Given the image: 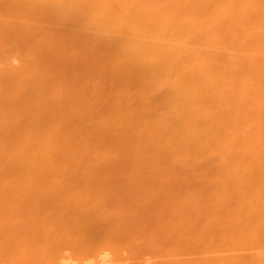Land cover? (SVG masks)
<instances>
[{"label": "bare ground", "instance_id": "obj_1", "mask_svg": "<svg viewBox=\"0 0 264 264\" xmlns=\"http://www.w3.org/2000/svg\"><path fill=\"white\" fill-rule=\"evenodd\" d=\"M178 252L264 264V0H0V264Z\"/></svg>", "mask_w": 264, "mask_h": 264}, {"label": "rangeland", "instance_id": "obj_2", "mask_svg": "<svg viewBox=\"0 0 264 264\" xmlns=\"http://www.w3.org/2000/svg\"><path fill=\"white\" fill-rule=\"evenodd\" d=\"M189 195H191V194H189ZM194 195V194H193ZM198 195H199V197H198ZM195 194L193 197H194V199L195 200H200V197H201V200L202 201H204V203H203V205H201V207L202 208H200V205L198 206V205H194V207L196 206V208H193V206L191 205V204H189L187 201H190V200H194L193 199V197L192 196H185V195H180L179 196V194H177V196L174 194V195H166L167 197L165 198V197H163V196H165V195H154V198L152 197V196H148V197H146V196H137V200L139 199V201H140V199H142V200H147V199H151L152 200V202H153V204H148V207H146V204L145 203H129L130 204V207L132 208H130L129 207V204L128 203H126V205L125 204H123L124 206H121V205H116V206H118V208L119 207H121L120 208V211L119 210H117V207L116 206H112V208H110V206H108L107 208H109V209H111V211H112V213H114V214H116V213H121V215L120 216H122V217H124V213L126 212V217H130V216H142V214L143 213H145L146 211L148 212L146 215L144 214L143 216H148V215H158V216H172V215H177V214H180V212L181 213H183V212H190L189 211V208L188 207H191L192 208V210H194V209H198L197 207H199V209H201V211H200V213L199 214H197L200 218H201V220H202V218H203V220L204 219H208V220H204L205 222H210V223H212V224H214L215 222H216V217H215V222L214 221H211L212 219V217H213V215H211V214H215V213H217L218 212V214L216 215H214V216H218L219 214H221L218 218H220V217H223V212H229V209H230V204L228 205L227 203L228 202H225L226 203V205H227V207L225 206V205H221L220 203H222V204H224L223 203V201L225 200H230V199H232L234 196L233 195H220V197L222 196V198H221V201H220V197H219V195L218 196H216L217 198H214V200H217V201H219V202H217V201H212L213 200V197H215V196H211V195H200V194ZM156 196V197H155ZM202 196H204L203 198H202ZM226 196H227V199H226ZM231 198H230V197ZM233 196V197H232ZM248 196V198L249 197H254V196H250V195H248V194H246L245 195V197H247ZM160 197H162V199L160 198ZM172 197V198H171ZM176 197V198H175ZM205 197H207L206 199H204ZM136 198V197H135ZM160 198V199H159ZM168 199H170V200H168ZM172 199H173V202H175V200H179V199H184V201H182V203L184 202V204H187L188 206L187 207H185V205L184 204H182L181 202V206H183V207H180V203H178V204H173L172 203ZM209 199V200H208ZM141 200V201H142ZM162 200V201H161ZM166 200H168L167 202H166ZM208 200V201H207ZM157 201V202H156ZM159 201V202H158ZM164 201V202H163ZM161 202V203H160ZM162 202H163V204H162ZM205 202H208V203H211L210 205H207L208 203H205ZM158 203V204H157ZM171 203V204H170ZM219 203V204H218ZM158 206H157V205ZM167 204V205H166ZM215 204V205H214ZM216 204H218V205H216ZM168 205H170V206H168ZM206 205V206H205ZM152 206V210H150L151 207ZM208 206H210V208L208 207ZM211 206H213V208H216V209H211L212 207ZM219 206H221L222 207V209H220V211L219 210H217V209H219L220 207ZM116 207V208H115ZM126 207H129L130 209H127ZM207 207H208V210H207ZM225 207V208H224ZM115 209L114 211L112 210V209ZM137 208V209H136ZM141 208H144V210H146L145 212L144 211H141ZM147 208V209H146ZM182 208V209H181ZM188 208V209H187ZM206 208V209H205ZM109 209L107 210V211H109ZM140 209V211H138ZM204 209V210H203ZM123 210H125L124 211V213H123ZM134 210H136V211H134ZM143 210V209H142ZM188 210V211H187ZM211 210H214V211H212L211 212ZM221 210H222V213H219V212H221ZM117 211V212H116ZM142 212V213H141ZM153 212V213H152ZM119 213H118V215H119ZM135 213V214H134ZM138 213H140L139 215H137ZM173 213V214H172ZM202 213H203V215H202ZM205 213V214H204ZM208 213L211 215V217H210V215H208ZM206 214H207V216H206ZM224 214H226V213H224ZM191 215H194V214H191ZM200 215H202V216H206V217H208V218H204V217H202V216H200ZM194 216H196V215H194ZM199 217H197V218H199ZM218 221V220H217ZM217 223V222H216ZM197 252H189V253H187V255H186V253H184V252H178L177 253V255L176 256H178V258L180 257L181 258V255L182 256H184V260H182V261H180V258L179 259H177L176 257V259H172L171 257H165V256H163V257H161V259H163V260H168L167 262H169V260L171 259V260H178V262H182V263H184V264H188L189 262L191 263V262H194V260L196 259V258H199L200 256H197L196 258L193 256V255H198L199 253H197ZM236 253H238V252H236ZM242 253H244V252H242ZM246 253V252H245ZM249 253V252H248ZM157 255V257H159V256H161V254H163V253H161V254H157V253H154V254H152V256H154V255ZM179 254V255H178ZM181 254V255H180ZM184 254V255H183ZM190 255V256H189ZM185 256H188L187 257V259L188 258H190L191 256H193L192 258H190V259H185ZM202 256V255H201ZM148 257V256H147ZM151 257V256H150ZM156 257V256H155ZM165 258V259H164ZM195 258V259H194ZM182 259H183V257H182ZM191 259H194V260H191ZM165 260V261H166ZM170 260V261H171ZM191 260V261H190ZM184 261V262H183ZM185 262H187V263H185Z\"/></svg>", "mask_w": 264, "mask_h": 264}]
</instances>
